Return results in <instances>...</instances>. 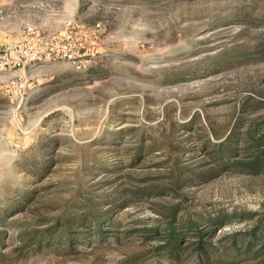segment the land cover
Here are the masks:
<instances>
[{
	"label": "rangeland",
	"instance_id": "rangeland-1",
	"mask_svg": "<svg viewBox=\"0 0 264 264\" xmlns=\"http://www.w3.org/2000/svg\"><path fill=\"white\" fill-rule=\"evenodd\" d=\"M261 99L264 0H0V214L117 223L0 264H203L192 233L166 254L170 222L264 264V166L244 167L264 153Z\"/></svg>",
	"mask_w": 264,
	"mask_h": 264
},
{
	"label": "trees",
	"instance_id": "trees-1",
	"mask_svg": "<svg viewBox=\"0 0 264 264\" xmlns=\"http://www.w3.org/2000/svg\"><path fill=\"white\" fill-rule=\"evenodd\" d=\"M256 105L264 108V101L261 99ZM232 137L231 139L229 138L231 142ZM248 140L249 137L246 136L245 142ZM205 146H207V143H205ZM257 150L260 151V145H257ZM262 166H264V153L261 151L251 163H245L244 167L249 168V170H257V168ZM29 198V195L24 196L26 203L30 201ZM79 211L83 213L77 218L78 221H73L72 216L63 214L54 220L28 222L26 224H21L18 220H10L9 214L3 212L0 214V248L6 250L10 244L16 243L19 244V251L25 252L28 250L32 254L37 250L41 251L50 247H61L74 251L76 250V245L85 243L87 235L90 236L89 240L92 237H98L97 242L100 243L105 238V226L113 230L116 228L117 223L115 220L112 218L107 219L109 212L104 213L95 206H84ZM225 222L226 218L221 216L213 225L217 229H221ZM88 223L90 224V231L87 233L86 225ZM188 226L189 229L181 228V231H178L173 223L170 222L166 225L165 236L163 237L164 245L162 247L166 254L171 257H177L181 252L186 233H192L197 240L195 254L203 264H234L236 262L230 257L228 249L216 247L212 244L209 240L211 233H203L199 227L193 226V223H189ZM10 230L15 231L14 237L9 236ZM156 232L153 231V233ZM231 237L234 239L233 247H239L240 253H243V250L245 254L252 253L251 245L243 248L242 245H238L237 236ZM255 239L256 235L252 233L248 240L249 244ZM244 242L246 241H243V245L245 244Z\"/></svg>",
	"mask_w": 264,
	"mask_h": 264
}]
</instances>
